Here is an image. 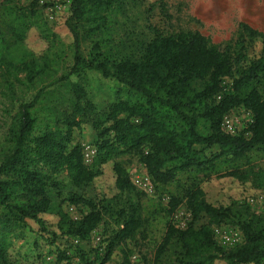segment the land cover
<instances>
[{
  "label": "trees",
  "instance_id": "trees-1",
  "mask_svg": "<svg viewBox=\"0 0 264 264\" xmlns=\"http://www.w3.org/2000/svg\"><path fill=\"white\" fill-rule=\"evenodd\" d=\"M141 1L71 0L66 27L72 43L66 48L47 26L38 0L1 4L0 119L7 130L0 141V228L11 222L33 224L35 233L53 247L55 264L67 260L71 238L88 241L101 224L110 234L103 259L90 261L81 255L80 263L106 264L115 248L141 228L140 193L116 157L139 153L152 181L166 185L179 173L213 169L221 157L241 159L264 149V33L240 23L237 40L224 47L192 31L164 33L149 27L147 40L120 35L117 29ZM31 29L48 44L38 56L26 46ZM255 39L262 44L261 53L245 64L247 44ZM84 43L89 45L86 58ZM84 71L119 88L105 110L91 101L82 83L69 80ZM224 78L231 80V92L216 100ZM239 107L252 118L246 137L222 129L224 117ZM86 124L96 134V154L89 165L81 147L71 144L73 131ZM212 146L219 152L207 157L203 148ZM109 163L115 195L96 203L73 195L71 205L89 208L77 220L54 207L57 175L65 174L80 187L100 178ZM225 177L256 186L264 173L232 170ZM182 202L192 224L184 230L168 227L154 264H165L169 248L174 264H264V225L247 210L213 207L195 187L186 189L183 199L172 197L168 212ZM51 217L52 225L47 221ZM201 219L204 223L195 228ZM224 223L242 231L239 246L224 249L215 241L213 227ZM9 247L7 234L0 230V264H10Z\"/></svg>",
  "mask_w": 264,
  "mask_h": 264
},
{
  "label": "rangeland",
  "instance_id": "rangeland-1",
  "mask_svg": "<svg viewBox=\"0 0 264 264\" xmlns=\"http://www.w3.org/2000/svg\"><path fill=\"white\" fill-rule=\"evenodd\" d=\"M17 1L22 5H28L33 0ZM2 3L3 0H0V26L4 28ZM70 3L71 0H38L47 26L65 48L72 43V36L66 27ZM120 18L123 17L119 16ZM127 18L125 24L120 26L117 32L120 35L131 33L136 40L150 38V27L164 33L199 32L211 44L224 47L237 40L240 23L264 33V0H143L136 9L130 10ZM26 46L36 56L48 48V44L40 39L35 29L28 32ZM261 50L262 44L259 39L247 44L245 64L257 58ZM65 52L69 54L68 49ZM81 52L86 58L89 53L87 43L82 44ZM68 71L67 69L62 74L66 75ZM69 80L82 83L91 101L101 110L106 109L119 90L114 83L102 79L100 75L92 71H84L78 77L69 76ZM221 85L225 93L231 92L229 78H224ZM17 106L12 116L17 112ZM228 119L236 136L241 134L248 136L246 130L252 119L248 112L241 107L233 109L228 113ZM6 130L7 128L3 126L0 119V141ZM95 142L96 134L91 125H82L79 130L73 131L71 142L73 146L79 145L81 149L86 147L95 149ZM203 150L207 157L219 152L215 146L205 147ZM140 157L139 153H135L121 155L114 159L115 162L125 167L129 180L140 193L142 226L131 239L115 248L106 264H154L157 252L164 243L168 227L184 230L192 224V217L186 209L185 202H182L172 213L168 212L171 198L183 199L184 192L188 188H199L203 192L205 201L213 207L234 210L244 208L251 216L258 219V225H264V179L253 186L250 183L240 184L225 177L232 170L264 173V149L253 151L241 159H233L231 156L221 157L214 163L213 169L204 172L179 173L173 182L166 185H159L152 181ZM56 180L60 185L59 189L51 194L53 205L73 220L80 219L89 213V208L85 204L81 203L76 206L70 204L69 201L73 195L96 203L100 199H108L116 194L111 163L104 166L103 175L90 184L74 187L65 174L57 175ZM47 221L52 225L55 218H48ZM204 221L201 219L193 226L198 228ZM35 228L33 224H28L26 227L17 222H11L6 227L0 228L7 234L10 241L6 255L10 264H55L57 255L53 247L47 245L35 233ZM213 230L215 241L224 249L230 248L225 244V237L234 239L233 242L238 245L243 242L242 231L236 224H220L214 226ZM109 238L110 234L106 231V224L99 225L91 233L88 241L76 243V240L71 238L67 260L62 264H81V255L90 261H101ZM163 261L165 264H174L170 248Z\"/></svg>",
  "mask_w": 264,
  "mask_h": 264
},
{
  "label": "built area",
  "instance_id": "built-area-1",
  "mask_svg": "<svg viewBox=\"0 0 264 264\" xmlns=\"http://www.w3.org/2000/svg\"><path fill=\"white\" fill-rule=\"evenodd\" d=\"M224 90L222 91L221 94H219L216 97V100H220V98L222 97ZM252 122V119L250 120V123ZM249 124V123H248ZM222 129L226 134H229L231 136H236V133L234 132V129L228 119V115H226L224 117V120L222 122ZM96 154V149H90L88 147L82 149V156H83V161L85 164H91V162L93 161V158ZM217 230L215 229V232ZM217 233V232H216ZM213 234H214V230H213ZM233 241H235L234 239L230 238V237H225V244H227L230 248H234L236 246H239L237 243H234ZM78 241L76 240V243ZM229 248V249H230Z\"/></svg>",
  "mask_w": 264,
  "mask_h": 264
}]
</instances>
